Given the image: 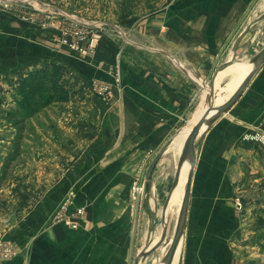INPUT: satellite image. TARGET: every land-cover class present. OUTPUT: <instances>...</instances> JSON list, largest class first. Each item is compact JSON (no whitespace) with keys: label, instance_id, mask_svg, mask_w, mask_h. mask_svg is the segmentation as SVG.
<instances>
[{"label":"crops","instance_id":"1","mask_svg":"<svg viewBox=\"0 0 264 264\" xmlns=\"http://www.w3.org/2000/svg\"><path fill=\"white\" fill-rule=\"evenodd\" d=\"M263 10L264 0H167L154 2L146 14L124 3L114 20L96 22L103 39L91 56L74 57L72 87L90 78L111 81L116 66L122 87L108 102L72 101L77 111L56 128L49 173L35 156L11 169L0 186V236L13 244L14 256L0 264H131L143 248L136 249L140 194L132 215L129 190L140 180L147 152L154 148V159L160 157L150 181L154 177V189H168L164 204L177 163L172 176L161 164L165 156H175L172 143L164 152L160 148L183 127L190 131L206 110L213 115L210 108L238 90L253 65L236 89L216 102L217 91L232 80L233 65L252 63L264 49L249 52L264 33V19H248ZM7 78L0 77V86L13 89L15 75ZM255 133L264 134V63L196 140L180 264L244 261L238 250L242 212L255 202V189L263 190L264 198V144L246 138ZM43 136L38 130L32 139ZM162 193L154 195L155 207ZM64 200L71 212L83 211L77 229L53 221Z\"/></svg>","mask_w":264,"mask_h":264},{"label":"rangeland","instance_id":"2","mask_svg":"<svg viewBox=\"0 0 264 264\" xmlns=\"http://www.w3.org/2000/svg\"><path fill=\"white\" fill-rule=\"evenodd\" d=\"M166 1L167 0H0V77H5L6 75H9V78L12 75L16 77L21 69L53 61L64 66L69 71L72 86L74 82L73 75L76 74L75 67L72 65L74 64V57L86 58L91 56L103 39V27L98 26L96 22L114 20L113 16H116L120 5L124 3L129 7L136 6V9L139 11L142 10V12L146 14L150 11L154 2L165 4ZM260 19H264V10L259 13H252L248 20L255 22ZM91 23H95V29H86L85 25L87 26ZM16 35L18 38L15 37ZM93 35L101 36L97 43H95V46L89 49V42H91ZM20 38H25V40ZM63 40L67 41V44H63ZM72 42L78 47L85 49V53L68 44ZM250 48L249 52L251 53H257L260 49L264 48L263 32L260 33L259 39L255 44L250 46ZM116 69L119 71L116 66L114 69L115 71L111 73V81L90 78L85 82H78V88L74 89L72 87L74 91L72 90V98L69 102L56 103L39 111L32 117L34 119L31 122H28V120L25 122L24 127L22 125H15L14 120L8 118V114L16 109L15 100L17 97L14 86L13 89H10V87L8 88V85L5 84H3L4 86H0V89L3 91L0 95L2 100V105L0 107V186L8 179L11 169L21 165L24 158L26 159L28 156H35L37 161L40 160L43 167L42 170L45 173H49V171L53 169L54 148L56 143L54 134L60 121L77 111L72 107V101L85 99L99 100L103 103L114 99V94H112L111 98L97 96L89 89L88 84L91 80H95L102 84L111 85L114 82V75H119L122 87V76L120 71L118 72ZM38 130L44 136L40 140H33L32 137ZM176 133L171 136L170 140L166 141V144L160 148L161 150H159V152H164L168 145L172 143L174 139L173 136L176 135ZM16 149H18V154L13 153ZM32 149L40 150L39 154L28 155V152L32 151ZM147 153L145 163H147L146 166H149L154 161V148ZM11 156H13L14 159L8 163L7 159ZM175 156L172 158L165 156L161 159L162 166L170 169L172 171V176L174 175L178 155L175 154ZM6 166L8 168L4 170L3 168ZM136 182H138L136 179L132 181L129 190V210L132 215L134 214L137 200V195L135 198L132 197V187ZM167 192L168 189H154V177L152 181H150L149 189L144 185L142 186V191L139 196L142 218L139 236L136 242L137 251L141 248L150 247L149 244L154 242V237H158V235L161 236V232L163 231L161 229V224H163V198H165ZM160 193L163 195H161L159 201L157 199L155 207L154 195ZM254 194L255 202L244 206V211L242 212L244 214V218H242L244 222L242 223L243 228L241 233L238 236L240 240L238 242V250L241 251L240 255L244 257V261H240L241 264H264L263 190L255 189ZM167 215L165 220L166 232L160 247H166V244L172 239L178 215L175 205ZM163 254H166V252L160 253V249H156L144 260L140 258L138 263L156 264L159 258L163 260L165 256ZM134 258L135 254H133L131 264H133Z\"/></svg>","mask_w":264,"mask_h":264},{"label":"water","instance_id":"3","mask_svg":"<svg viewBox=\"0 0 264 264\" xmlns=\"http://www.w3.org/2000/svg\"><path fill=\"white\" fill-rule=\"evenodd\" d=\"M253 68L251 72L248 74V76L245 78V80L242 82L238 90L229 98V100L224 103L222 106L217 108H210L215 109V113L213 115H210V110H206V112L203 114V116L196 122V124L191 128L189 131L181 152L180 156L178 158L176 171L174 175V180L172 183V187L165 199V202L163 204L162 208V223H164V214L168 207V204L170 202L171 196L173 194L174 189L176 188L179 180V174L180 170L183 166V164L186 162L189 165V170L187 174V180L185 183V189L182 194V201L179 207L178 217L177 221L174 227V232L172 235V239L170 241L169 247L166 251V254L163 258V264H172L173 259L175 257V254L178 249V245L180 243L182 230L184 227L185 219H186V213L188 209V202L190 197V190H191V183H192V177H193V171H194V164H195V147H196V140L197 138L202 134L203 129L205 127L210 126L218 117H220L223 113L227 112L229 108L234 104V102L237 100V98L240 96L250 79L255 74L256 70L264 63V49H262L260 52H258L252 59ZM159 156H156L154 161L149 165V167L145 166L143 169V172L141 174L140 180H139V187H142V185H145L148 189L150 188V180H151V171L154 167V164L158 160ZM140 194V192H139ZM153 221V220H152ZM165 228L162 231V234L157 242L152 244L150 247L143 248L138 252L136 255V258L133 260V264H139V259H145L148 255L153 253L161 244L162 240L165 236ZM180 264V259L178 258V263Z\"/></svg>","mask_w":264,"mask_h":264},{"label":"trees","instance_id":"4","mask_svg":"<svg viewBox=\"0 0 264 264\" xmlns=\"http://www.w3.org/2000/svg\"><path fill=\"white\" fill-rule=\"evenodd\" d=\"M13 86L17 97L16 109L8 114V118L14 120L15 125L23 127L39 111L56 103H67L72 98L69 71L53 61L21 69L13 81ZM1 92L3 91L0 89V95ZM1 105L0 97V107ZM13 153L18 154V149ZM13 159V156L9 157L8 163ZM7 168L6 166L3 169Z\"/></svg>","mask_w":264,"mask_h":264},{"label":"built area","instance_id":"5","mask_svg":"<svg viewBox=\"0 0 264 264\" xmlns=\"http://www.w3.org/2000/svg\"><path fill=\"white\" fill-rule=\"evenodd\" d=\"M85 27L88 30H93L95 29L96 25L95 23H91L90 25L87 26L85 25ZM100 36L93 35L91 42H89V49H92L95 46V43H97ZM62 43L67 44V41L63 40ZM68 44H70L71 47H75L79 49L81 52L85 53V49H83L82 47H78L74 42ZM113 80L114 82L111 85L102 84L98 81L91 80L88 84V87L94 94H96L99 97L111 98L112 94H114L115 92V89L118 88L120 89L121 87L119 75H114ZM246 138L264 144V134L261 133H255L253 135L248 134ZM141 191H142V187H139V182L134 183L132 187V197L135 198V196L138 195L139 192ZM236 207L239 210L242 208L239 202L236 204ZM69 208H70V202L68 200H64L58 206L55 212L54 221L61 222L63 225H65L70 229H77L78 222L83 216V211L80 209L71 212ZM13 256H14L13 244L6 238L0 236V261L9 260Z\"/></svg>","mask_w":264,"mask_h":264},{"label":"bare ground","instance_id":"6","mask_svg":"<svg viewBox=\"0 0 264 264\" xmlns=\"http://www.w3.org/2000/svg\"><path fill=\"white\" fill-rule=\"evenodd\" d=\"M252 63L250 62H246V63H235L233 65V67L229 70L231 73H233V77H231L230 79H232L230 81V83L227 85V87L223 88V90H220V93L219 91H217V97H216V102L219 100V98L223 95H229L231 94L235 89L236 87L238 86V84L241 82V80L243 79V77L246 75V73H248L250 71V68H252ZM230 73V74H231ZM203 106V105H202ZM197 111V110H196ZM204 111V109L202 110H198L197 113H195L196 118L195 120L202 114V112ZM183 127V130L180 131L176 136L175 138L173 139L172 141V146L170 148V152H175V154H179L181 149H182V146H183V143H184V139L186 138V135L188 134L189 132V128H185ZM188 170H189V165L185 162L180 170V174H179V182H178V185L176 186V188L174 189L173 191V194L171 196V199H170V202L168 204V207L165 211V214L163 215L164 216V223L162 224V230L163 228H165V220L167 218V214H169V212L171 211V208L175 205L176 206V211L178 212L179 210V207H180V204H181V198H182V194H183V191H184V187H185V183H186V180H187V174H188ZM160 238V235L155 236L154 237V242L151 243V244H154L155 242H157ZM153 241V240H152ZM171 241V239H170ZM170 241L168 242V244H166V247H158L157 249H160V253H165L167 251V248L170 244ZM151 244H149L151 246ZM179 248L180 246L178 245V249H177V252L175 254V257L173 259V262L172 264H177L178 263V258H179ZM165 255V254H163ZM156 264H163V260L162 258L158 260V262Z\"/></svg>","mask_w":264,"mask_h":264}]
</instances>
